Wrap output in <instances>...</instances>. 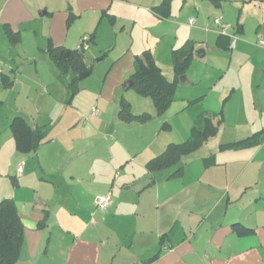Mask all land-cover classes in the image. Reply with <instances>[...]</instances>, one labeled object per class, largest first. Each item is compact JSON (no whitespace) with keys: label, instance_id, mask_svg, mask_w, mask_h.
<instances>
[{"label":"crops","instance_id":"crops-1","mask_svg":"<svg viewBox=\"0 0 264 264\" xmlns=\"http://www.w3.org/2000/svg\"><path fill=\"white\" fill-rule=\"evenodd\" d=\"M210 1L221 6L222 0ZM91 4L92 0H0V69L12 80L9 87L0 83V201L12 198L24 225L17 264H264V47L258 45L264 40V7L254 17L236 18L232 32L239 34L237 40L228 30L225 33L232 39L229 48L222 47L224 39L217 40L220 32L214 41H209L210 32L206 37L214 45L211 49L231 50V59L246 49L253 51L252 57L238 60L255 59L256 118L246 121L244 114L238 115L242 105L232 116L230 103L239 89L235 87L219 111L202 110L214 124L221 115L217 132L224 123L231 136H224L219 146L256 132L258 142L194 151L182 158V174L170 177L175 167H146L172 143L160 136L159 131L168 129L152 120L118 118L119 90L133 72L134 51L127 48L110 59L102 82L89 97L91 87L81 90L79 81L71 98L65 83L71 74L61 77L48 55L49 43L75 48L79 38L81 42L88 36V30L71 25ZM55 12L65 18L58 28L50 20L48 29L46 22H38ZM251 19L257 24L255 31L248 29ZM8 30L17 38L14 43ZM100 55L105 56L104 49ZM92 108L96 114H91ZM199 114L185 118L188 136ZM16 115L32 127L46 128V136L31 153L16 150L10 130ZM206 157L215 163L204 166ZM142 182L147 183L131 190ZM106 193L112 196L109 207L97 208L94 199ZM234 222L255 233L238 236L231 227Z\"/></svg>","mask_w":264,"mask_h":264},{"label":"rangeland","instance_id":"rangeland-1","mask_svg":"<svg viewBox=\"0 0 264 264\" xmlns=\"http://www.w3.org/2000/svg\"><path fill=\"white\" fill-rule=\"evenodd\" d=\"M161 1L92 0L91 7L85 8L84 14L81 17L78 16L75 23L71 25V28L77 26L78 30H88V36L96 31L95 44L85 41V62L92 69L90 74L80 80V89L91 87L89 93L87 91V97L94 93L104 78L111 63L110 59L123 55L127 48H131L135 54H141L145 50L150 51L166 79L173 81L171 49L182 45L186 40L193 39L195 41L193 43L194 58L184 73L189 83L183 84L179 79L176 81L174 99L164 114L161 116L156 114L150 97L139 95L133 87L125 89L124 84L130 80L128 78L122 83L119 96L129 103L131 112L151 113L152 116L149 119L152 120L151 122L162 124L167 121L171 128L164 131H159L158 128L160 136L165 135L168 143L182 141L188 136L185 118H192L204 109L211 112L219 111L223 100L231 88L235 87L239 89L230 103L233 104L232 116L237 106L239 109L242 105L243 113L240 110L238 115L244 114L246 121L255 119L257 112L252 105L255 103L253 84L259 72L256 69L255 59L250 62L244 60L240 63L239 61L243 56L252 57L253 51L246 49L239 57L231 59V50L211 49L214 45L211 42L208 43L206 37L207 32H210L209 41H214L216 33H221L220 27L213 21L215 17L220 16L221 23L232 26L227 32L236 41L239 34L232 32L236 27V18L244 19L258 15L264 7V0H222L220 7L210 0H171L170 13L167 15L155 8ZM57 7L54 5L53 9ZM68 7L69 4L66 3L64 8L66 12ZM77 14L79 15L78 12ZM190 17L195 19L194 25L188 23ZM63 18L64 16L55 12L52 15L40 17L38 22H46L45 27L48 29L50 20L58 28L57 25L65 20ZM250 21L248 29L255 31L257 24L254 20L252 22V19ZM199 28L201 31H196ZM79 39L77 44L80 43ZM101 49L105 50L103 58L100 55ZM199 49L204 50L202 56L196 54ZM221 125L217 134L209 137L197 148L196 154L212 151L219 146L222 139L231 137L226 133L225 124ZM224 136L227 137L223 138ZM183 158L185 160V157Z\"/></svg>","mask_w":264,"mask_h":264},{"label":"trees","instance_id":"trees-1","mask_svg":"<svg viewBox=\"0 0 264 264\" xmlns=\"http://www.w3.org/2000/svg\"><path fill=\"white\" fill-rule=\"evenodd\" d=\"M170 4L171 0H162L155 8L167 15L170 13ZM72 19L73 17L71 16L68 18V24ZM95 35L96 31H93L88 37L82 39L80 44L75 48L55 46L49 43L48 55L58 69L61 77L65 74H71L69 79H65L69 98L78 90V83L80 81L78 74L83 71L90 73L91 67L85 62V41L94 43ZM7 36L11 43L17 40L10 30L7 31ZM217 38V40L224 39L223 48H229L232 41L229 35L219 33ZM193 43V40H186L182 45L172 47L173 81L166 79L150 51L145 50L141 54L134 55L133 72L130 74V80L132 81L130 87H133L139 95L150 97L153 101L155 112L159 116L163 115L172 103L175 83L179 79V76L186 72L187 67L194 58ZM0 83L2 87H9L12 84V80L0 72ZM151 116L147 112L140 114L132 113L129 103L123 98L120 99L118 111V118L120 120L142 123L148 121ZM221 122V115H219L217 123L214 124L211 115L206 112L200 113L193 121L188 138L180 143H169L162 153L147 162V169L157 171L175 167L170 177L180 176L183 170L182 158L196 151L205 140L215 135ZM162 128L169 129L170 124L164 121ZM10 130L14 138L16 150L24 154L35 151L47 132L45 127H32L21 115H16L12 118ZM258 139L259 133L256 132L241 140L221 144L219 147L221 149L243 148L257 143ZM214 163L213 157H206L203 161L206 167ZM231 227L238 236H250L255 233L254 228L248 227L241 222H234ZM23 241L24 225L16 205L12 198H4L0 201V264H17Z\"/></svg>","mask_w":264,"mask_h":264},{"label":"built area","instance_id":"built-area-1","mask_svg":"<svg viewBox=\"0 0 264 264\" xmlns=\"http://www.w3.org/2000/svg\"><path fill=\"white\" fill-rule=\"evenodd\" d=\"M213 21H214V23L216 25H218L220 27V31L223 34H225L226 31L231 28V25L230 24H223V23H221L219 17H215L213 19ZM194 22H195L194 18H189L188 23L190 25H193ZM258 45L264 47V40H259L258 41ZM0 72H1V69H0ZM96 113H97L96 108H92L91 114H96ZM21 171H22L21 166H19L18 167V172L20 173ZM111 200H112L111 193H106L104 195L97 196L94 199V205L97 208H99V209L105 210V209H107L109 207V205L111 203Z\"/></svg>","mask_w":264,"mask_h":264},{"label":"water","instance_id":"water-1","mask_svg":"<svg viewBox=\"0 0 264 264\" xmlns=\"http://www.w3.org/2000/svg\"><path fill=\"white\" fill-rule=\"evenodd\" d=\"M196 54H197V56H202V55L204 54V50H203V49H199V50L196 51ZM87 74H88L87 71H83V72H81V73L78 74V77H79V79H81V78L85 77ZM179 81H180L181 83H183V84H188V83H189V81H188V79L186 78V75H185V74H182V75L179 76ZM131 84H132V81H131V80H128V81L124 84V88L126 89V88L130 87ZM146 183H147V182H142V183H139V184H137V185H135V186H132V187H131V190H133V191L136 192V191H138L141 187H143Z\"/></svg>","mask_w":264,"mask_h":264}]
</instances>
